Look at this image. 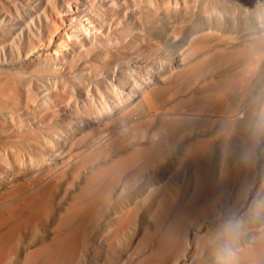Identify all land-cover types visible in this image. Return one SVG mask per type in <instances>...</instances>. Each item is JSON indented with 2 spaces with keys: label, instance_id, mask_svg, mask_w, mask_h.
Segmentation results:
<instances>
[{
  "label": "rangeland",
  "instance_id": "1",
  "mask_svg": "<svg viewBox=\"0 0 264 264\" xmlns=\"http://www.w3.org/2000/svg\"><path fill=\"white\" fill-rule=\"evenodd\" d=\"M11 1L0 0V111L15 112L0 115V264H218L228 222L248 264L264 246V0ZM68 1L62 24L54 7ZM84 16L88 53L65 35ZM58 43L82 55L60 67L59 106L34 117L53 89L34 63Z\"/></svg>",
  "mask_w": 264,
  "mask_h": 264
},
{
  "label": "bare ground",
  "instance_id": "2",
  "mask_svg": "<svg viewBox=\"0 0 264 264\" xmlns=\"http://www.w3.org/2000/svg\"><path fill=\"white\" fill-rule=\"evenodd\" d=\"M16 1L17 0H12L11 3L14 5V7L17 9V6L15 5L16 4ZM114 2V1H113ZM68 4V7L62 9L61 10H58V8L55 6L54 7V13H56V18L58 20H60V22L63 24L65 23V20L64 19H70V16H71V13L73 12V9H72V4L71 2H67ZM79 4V3H78ZM77 4V5H78ZM116 4V2H115ZM82 5V4H81ZM75 9V8H74ZM76 10V9H75ZM75 13V12H74ZM46 19L48 20H51V22L54 24V25H58V22L55 21L51 16H48V14H46ZM84 19L86 21V23H88V25H86L85 21H81L79 23H76V24H73L76 20L75 19H71V23H72V26L71 28L73 29L71 32H72V36L68 35L67 33L65 34L66 36H68L69 38H72L73 37V41L78 45V47L82 48V50L84 51V53H88V45L86 43V40H85V36H83V32L87 34L88 36V40L91 39V32H92V29L95 28V25L93 24V21L92 19L89 18V16H84ZM67 21V20H66ZM53 25V26H54ZM67 26V25H66ZM22 27V26H20ZM68 28V27H67ZM58 29V28H57ZM56 29V30H57ZM62 29V28H61ZM66 30V29H65ZM32 31V30H31ZM67 31V30H66ZM58 32V31H57ZM60 33V32H59ZM58 33V34H59ZM56 36V35H55ZM62 37V36H61ZM55 38V37H54ZM60 38V37H59ZM51 40V39H50ZM118 40V38H117ZM119 41V40H118ZM51 42V41H50ZM63 42V41H61ZM41 44V43H40ZM56 49L58 50H61V51H58V50H54L53 53H48L47 55H40L38 56L36 62L34 63V65L36 66V69L33 70V72H37L39 73L40 76H43V77H48L47 79V82L51 84V86L53 87L52 91L48 90L46 95H44L42 98H38L37 101L34 102L31 110L33 112V116L36 117L40 114H43L49 110H53L55 108H57L59 106V103H60V99H59V92H60V89L58 88V83L59 82H63V84L66 83V81L64 79H61V73H60V67L61 66H69V68H72L74 66H76L77 64V60H76V56L73 55L74 52L78 53V56H81L82 55V52H79V51H76L77 48H74V52L72 53V56L71 55H68V50L70 49L69 45L67 44H61V43H58V45L56 46ZM106 52V51H105ZM104 53V52H103ZM32 54V53H31ZM40 53H38L39 55ZM107 55V54H106ZM35 56V55H34ZM36 57V56H35ZM30 59V58H29ZM32 59V58H31ZM27 61V60H26ZM64 62V64H63ZM18 65V64H17ZM21 65V64H20ZM12 66V65H11ZM30 66H27V68H30ZM6 68V67H5ZM133 72L135 73V69H132L130 72H129V76L128 77H131L135 84L138 85V82L136 80V78L134 77V74ZM63 75V74H62ZM66 76V74H65ZM70 76V75H69ZM68 76V77H69ZM73 76V75H72ZM74 77V76H73ZM20 78V77H18ZM29 78V76H28ZM44 80V79H43ZM149 80V79H148ZM122 82L126 83V80L125 79H122ZM70 84V83H69ZM84 87L86 88L87 90V94L88 96H90V99H92V101H94V97L93 95L91 94V90H90V86H89V83H84L83 84ZM113 85V94L116 96L114 97V99H123L125 98L126 96V92H125V89L117 84H112ZM32 86V85H31ZM68 86V85H67ZM72 86V85H71ZM29 88V87H28ZM54 90V93H51L53 92ZM71 95H75L76 94V90L75 89H72L70 91ZM77 95V94H76ZM100 100H101V105L103 106V108L105 110H108L110 109V102H109V97H107L106 95H102L100 97ZM245 108V107H244ZM244 110V109H243ZM48 114V113H47ZM0 115L2 116H8L10 118V120L13 122L15 121L14 119V115H15V112L12 111V110H2L0 111ZM152 115H155V114H152ZM238 115V114H237ZM195 116V115H194ZM236 116V115H235ZM112 116L109 115V118H111ZM234 117V116H233ZM231 118V117H230ZM34 128V127H32ZM56 128V127H55ZM32 130V129H31ZM54 136V134H53ZM104 140V139H103ZM209 140V139H208ZM212 140V139H211ZM102 141V140H101ZM207 142V141H206ZM100 143V142H99ZM98 144V143H97ZM107 147V146H106ZM193 154V153H192ZM56 156V155H55ZM0 158L1 159H7L6 156L4 155H0ZM77 159V158H76ZM35 162V161H33ZM42 165V164H41ZM58 165V161H54V162H51V163H47L46 164V167L47 169L48 168H51V167H55ZM45 166V165H44ZM43 170V169H42ZM49 170V169H48ZM62 170V168H61ZM58 175V174H57ZM56 175V176H57ZM59 176V175H58ZM57 184V183H55ZM57 187V185H55ZM58 190V189H57ZM57 192V191H56ZM51 195V194H50ZM48 200V199H47ZM46 204V203H45ZM2 205V204H1ZM47 207V206H45ZM99 208V207H98ZM96 210V209H95ZM8 211V210H7ZM10 211V209H9ZM4 212V211H3ZM95 213V211H94ZM76 215V214H75ZM92 217V216H91ZM125 223H128L127 221ZM161 223V222H160ZM128 225V224H127ZM126 225V226H127ZM154 225V224H153ZM183 225V224H182ZM181 225V227H182ZM125 226V227H126ZM124 228V227H123ZM114 229V228H113ZM186 229V227H185ZM111 230V229H110ZM195 230V229H194ZM183 231V230H181ZM186 231V230H185ZM203 231V230H202ZM111 232V231H109ZM120 233V232H119ZM147 233V232H146ZM198 233V232H197ZM196 233V235H197ZM116 235V234H115ZM149 238V237H148ZM13 239V238H12ZM115 239V238H114ZM47 246H50L49 244H47ZM109 246V244H108ZM29 247V246H28ZM192 249V248H191ZM40 251V250H39ZM127 251V250H126ZM144 251V250H143ZM41 252V251H40ZM130 252V251H129ZM122 255V253H121ZM7 257V256H6ZM5 257V259H6ZM122 257V256H121ZM33 259V258H32ZM181 261V259H180ZM46 262V261H45Z\"/></svg>",
  "mask_w": 264,
  "mask_h": 264
},
{
  "label": "clouds",
  "instance_id": "3",
  "mask_svg": "<svg viewBox=\"0 0 264 264\" xmlns=\"http://www.w3.org/2000/svg\"><path fill=\"white\" fill-rule=\"evenodd\" d=\"M256 130L258 133H264V114L260 115ZM239 235V225L233 222H228L221 233L220 238L225 241L224 247L218 256V264H241L237 249L232 246V242ZM262 245H264V236L260 237ZM248 264H264V246H261L258 251L249 258Z\"/></svg>",
  "mask_w": 264,
  "mask_h": 264
}]
</instances>
